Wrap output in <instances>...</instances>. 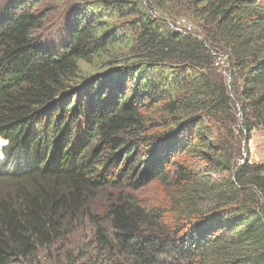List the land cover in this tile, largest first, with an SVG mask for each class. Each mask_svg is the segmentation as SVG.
<instances>
[{
  "label": "trees",
  "instance_id": "trees-1",
  "mask_svg": "<svg viewBox=\"0 0 264 264\" xmlns=\"http://www.w3.org/2000/svg\"><path fill=\"white\" fill-rule=\"evenodd\" d=\"M42 2L0 5V264L80 219L107 264H264V162L232 128L264 126V0H61L36 37Z\"/></svg>",
  "mask_w": 264,
  "mask_h": 264
},
{
  "label": "rangeland",
  "instance_id": "rangeland-1",
  "mask_svg": "<svg viewBox=\"0 0 264 264\" xmlns=\"http://www.w3.org/2000/svg\"><path fill=\"white\" fill-rule=\"evenodd\" d=\"M61 0H43L40 6H38V11L41 15H45L46 19L45 22L35 33L36 37L44 36L51 33V21L58 18L57 13L53 12V16L51 17V10H55L54 7L56 4H60L59 9L62 8L63 3L60 2ZM63 1V0H62ZM5 0H0V5L3 7L5 5ZM54 4V6H53ZM58 10V9H57ZM131 18V17H130ZM125 18V19H130ZM167 22L170 23L169 25L173 27H180L184 29L186 32H190L192 34L199 33L201 34L202 29L200 27L199 21L191 17H175L172 19H167ZM217 68L221 73H224L228 79V84L230 82V77L227 75L228 70V63L226 61V56L217 57ZM237 112V122L232 127L234 130V135L236 140H240V144L245 148V150L241 149V153L239 157L247 158L249 161L256 162V163H263L264 162V126L259 125L257 129H253L250 135V138L246 140V133L244 129V121L243 117L240 113V105H235ZM226 128L223 127L220 130V134H226ZM6 140L4 145L6 144ZM237 143L238 146H240ZM241 146V147H242ZM3 147L2 145L0 148ZM246 148L248 151H246ZM236 154V149L233 150ZM214 178L216 180L223 178L221 174L217 171L214 172ZM7 186L6 184L2 183V186ZM145 196V194H141ZM148 196V194H147ZM201 200H206L202 198ZM200 200V201H201ZM72 231L69 235H65L63 238L56 240L54 245L51 247L41 250L37 253L36 257H32L27 259L26 261L19 260L14 262L13 264H107L105 262V258L108 257L107 253L105 254L91 246V238H92V229L89 227L87 221L85 219H80L79 222L72 225ZM119 254L112 252V258L114 262H120L116 256ZM106 256V257H105ZM110 264V263H109ZM111 264H114L113 262Z\"/></svg>",
  "mask_w": 264,
  "mask_h": 264
},
{
  "label": "built area",
  "instance_id": "built-area-1",
  "mask_svg": "<svg viewBox=\"0 0 264 264\" xmlns=\"http://www.w3.org/2000/svg\"><path fill=\"white\" fill-rule=\"evenodd\" d=\"M173 29L181 33H190V32H186L184 29H181L180 27H173Z\"/></svg>",
  "mask_w": 264,
  "mask_h": 264
}]
</instances>
